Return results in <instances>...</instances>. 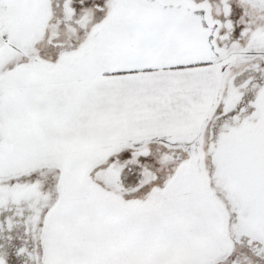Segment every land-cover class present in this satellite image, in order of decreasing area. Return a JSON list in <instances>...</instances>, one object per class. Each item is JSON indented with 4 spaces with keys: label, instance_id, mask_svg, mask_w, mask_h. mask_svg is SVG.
<instances>
[{
    "label": "snow or ice",
    "instance_id": "6c2138e0",
    "mask_svg": "<svg viewBox=\"0 0 264 264\" xmlns=\"http://www.w3.org/2000/svg\"><path fill=\"white\" fill-rule=\"evenodd\" d=\"M0 264H264V0H0Z\"/></svg>",
    "mask_w": 264,
    "mask_h": 264
}]
</instances>
